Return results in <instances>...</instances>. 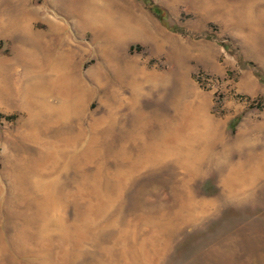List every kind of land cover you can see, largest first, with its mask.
I'll list each match as a JSON object with an SVG mask.
<instances>
[{"label": "rangeland", "instance_id": "1", "mask_svg": "<svg viewBox=\"0 0 264 264\" xmlns=\"http://www.w3.org/2000/svg\"><path fill=\"white\" fill-rule=\"evenodd\" d=\"M49 1L0 0V264H264V0Z\"/></svg>", "mask_w": 264, "mask_h": 264}, {"label": "bare ground", "instance_id": "2", "mask_svg": "<svg viewBox=\"0 0 264 264\" xmlns=\"http://www.w3.org/2000/svg\"><path fill=\"white\" fill-rule=\"evenodd\" d=\"M48 1V0H47ZM53 1H58V0H50L49 2H51V3H53ZM57 3V2H56ZM70 7V6H69ZM41 8V7H40ZM74 8V7H73ZM51 20V19H50ZM50 22H52V20L50 21ZM52 25H56L57 23L55 22V21H53L52 23H51ZM62 55H64V54H62ZM61 56V55H60ZM66 61V60H65ZM65 61H64V63H65ZM68 62V61H67ZM72 69V68H71ZM66 76V75H65ZM68 76V75H67ZM70 77V76H69ZM81 77V76H80ZM71 78V77H70ZM79 78V77H78ZM65 79V78H64ZM81 79V78H80ZM67 80V79H66ZM71 80V79H70ZM69 82V81H68ZM70 83V82H69ZM81 84V83H80ZM218 128H219V126L217 125H209L207 128H206V132H208L207 134L208 135H213V136H217L218 135ZM206 135V133L204 134V136ZM201 137V136H200ZM218 143V142H217ZM234 145H236V144H234ZM254 148V147H253ZM253 150V149H252ZM255 150V149H254ZM179 151V150H178ZM243 151V150H242ZM147 152V153H146ZM205 152V151H204ZM253 152V151H252ZM145 153H146V156H148V158H154V156H153V154L151 153V151L147 148V150L145 151ZM188 153V154H187ZM187 153H185V156H188L189 154H190V152H187ZM207 153V152H206ZM242 153H244V152H242ZM249 153V152H248ZM203 155V154H202ZM202 155H200V156H202ZM206 155V154H205ZM175 157V158H171L170 159V157ZM198 156V155H197ZM246 156V155H245ZM263 156H264V154H263ZM182 157V156H181ZM205 156L203 155V158H204ZM250 157V156H249ZM257 157V156H256ZM202 157L200 158H198L197 160H196V162H200V161H202V159H203ZM172 159H176L177 160V162H179L180 161V157H179V155L178 156H176V155H171V154H169V153H163V154H161L160 156H158V157H156L155 159H154V161H156L157 162V164L158 163H162V162H164V161H166V160H172ZM205 159V158H204ZM203 159V160H204ZM190 160V159H189ZM174 161V160H173ZM221 161V160H220ZM166 163V162H165ZM199 164V163H198ZM228 165V164H227ZM234 167V166H233ZM223 169V168H222ZM233 169V168H232ZM224 171V170H223ZM239 171V170H238ZM244 171V170H243ZM255 171H257L256 169H255ZM232 172V171H231ZM250 172V171H249ZM234 173V175L232 176V174ZM239 173V172H238ZM243 173V172H242ZM240 174V173H239ZM253 175V174H252ZM249 176V175H248ZM250 176H251V173H250ZM235 177H236V174H235V172H232L229 176H227L226 178H224L223 179V185H224V187H225V189H226V192H227V195H228V197H230V198H236V201H244V200H246V199H248V198H250L251 196H252V193H251V191H253V189H250L249 190V192L247 193V191L245 192V193H241L242 191H243V189L244 188H242V187H240V181H238L237 179H239V178H237L236 177V183L234 182L235 181ZM247 177V176H246ZM246 177H244V178H246ZM252 177V176H251ZM259 177H263V175H262V173L258 176V178ZM257 178V177H256ZM262 179H264V178H262ZM249 180H250V178H249ZM260 180V179H259ZM254 181V180H253ZM116 186V185H115ZM243 187H246V185H243ZM249 187H251V185L249 184ZM124 190V189H123ZM239 192H240V194H239ZM188 204V203H187ZM187 204H185L184 206H186ZM137 249V248H136ZM136 252V251H135Z\"/></svg>", "mask_w": 264, "mask_h": 264}, {"label": "trees", "instance_id": "3", "mask_svg": "<svg viewBox=\"0 0 264 264\" xmlns=\"http://www.w3.org/2000/svg\"><path fill=\"white\" fill-rule=\"evenodd\" d=\"M142 1L150 7L151 11L155 14V16H157L161 20H165L167 13L164 9L155 5L151 0H142Z\"/></svg>", "mask_w": 264, "mask_h": 264}]
</instances>
